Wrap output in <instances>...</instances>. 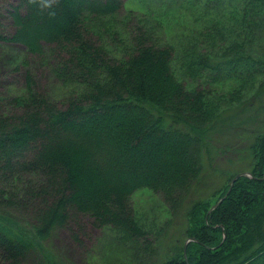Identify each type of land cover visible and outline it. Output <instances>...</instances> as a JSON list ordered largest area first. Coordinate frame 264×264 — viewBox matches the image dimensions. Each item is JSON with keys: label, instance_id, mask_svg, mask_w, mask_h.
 <instances>
[{"label": "trees", "instance_id": "trees-1", "mask_svg": "<svg viewBox=\"0 0 264 264\" xmlns=\"http://www.w3.org/2000/svg\"><path fill=\"white\" fill-rule=\"evenodd\" d=\"M140 3L12 5L20 28L0 40L25 46L51 83L41 88L29 68L23 87L0 102V256L9 264H63L48 240L83 216L110 231L113 252L159 255L152 223L131 200L143 188L161 193L172 215L189 205L185 239L152 264H264V130L247 171L218 168L212 143L218 125L247 105L243 92L216 86L264 75V0ZM183 13L192 26L177 24ZM99 154L109 170L94 162ZM206 171L221 183L195 199L190 191Z\"/></svg>", "mask_w": 264, "mask_h": 264}, {"label": "rangeland", "instance_id": "rangeland-1", "mask_svg": "<svg viewBox=\"0 0 264 264\" xmlns=\"http://www.w3.org/2000/svg\"><path fill=\"white\" fill-rule=\"evenodd\" d=\"M140 1L124 0L125 8L142 9ZM19 2L20 0H0V23L4 24L5 27L0 35L9 37L16 28H20V26L13 24L10 15L12 5ZM23 13L24 11L21 12V14ZM183 23L188 26L193 25L189 14L183 13L177 19L178 25ZM174 27L176 26L174 25ZM37 62H39L37 57L27 52L22 44L7 43L0 40V102L10 97L9 91L12 87H23L24 77L29 68L33 70L41 88L46 89L47 85H50L51 78L47 68L39 67ZM216 89L227 96H231L232 92H243L246 96L241 98L240 103L244 104L245 102L247 105L245 109H240L235 118H226L225 123L221 122L218 125L219 129L213 135L212 143L214 150L218 148L221 154L218 158L220 162L215 163V165L224 170L247 171L252 164L249 148L253 145L258 133L264 130V75L259 76L257 81L251 84H241L235 79L222 80ZM236 104V102H231V109ZM224 106L227 107L225 103ZM93 160L101 167V170H109L107 164L110 162V158L107 155L99 154L94 156ZM205 174L203 181L190 191L195 199L208 197L221 183L219 176L215 174L212 176L210 171H206ZM192 197L187 195L184 203L190 202ZM131 200L143 220L147 221L148 224L152 223L154 234L151 239L155 242L153 249L158 251L159 255L154 253L155 256H153L151 253H147L144 256L137 251L131 252L122 248L118 249V252H113L116 245L110 236V231L97 227L90 218L85 216H83L82 221L73 225L55 228L48 240L53 253L62 259L63 264H152L150 261L157 258L159 261V256L163 258L165 254L171 255L185 239L188 224L185 209L189 205L186 207L183 205L180 214L172 215L165 197L148 188L135 192ZM170 219H173L174 225L169 223ZM176 242L177 244H175ZM107 246L111 247L110 252L107 251ZM36 263L39 264L40 262L29 257L24 264ZM46 263L48 262L46 261ZM0 264L9 263L1 259L0 256Z\"/></svg>", "mask_w": 264, "mask_h": 264}, {"label": "water", "instance_id": "water-1", "mask_svg": "<svg viewBox=\"0 0 264 264\" xmlns=\"http://www.w3.org/2000/svg\"><path fill=\"white\" fill-rule=\"evenodd\" d=\"M242 174H243V173H239L238 175H236V177L232 180L231 187H230L228 193H227L222 199H220V201H218L215 205H213L212 208L210 209V211H212V209L216 208V207L218 206V204L221 203L222 200H224V198L230 193L231 188H232L234 182L236 181V179H237L239 176H241ZM187 243H188V242H187ZM187 243H186V245H185V254H186Z\"/></svg>", "mask_w": 264, "mask_h": 264}]
</instances>
